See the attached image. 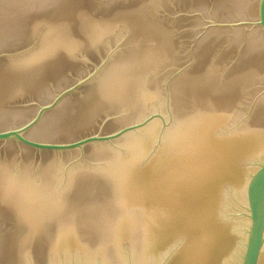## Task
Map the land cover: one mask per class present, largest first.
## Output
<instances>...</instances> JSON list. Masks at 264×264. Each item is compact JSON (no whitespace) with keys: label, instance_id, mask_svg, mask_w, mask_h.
Here are the masks:
<instances>
[{"label":"water","instance_id":"95a60500","mask_svg":"<svg viewBox=\"0 0 264 264\" xmlns=\"http://www.w3.org/2000/svg\"><path fill=\"white\" fill-rule=\"evenodd\" d=\"M0 264H264V0H0Z\"/></svg>","mask_w":264,"mask_h":264}]
</instances>
